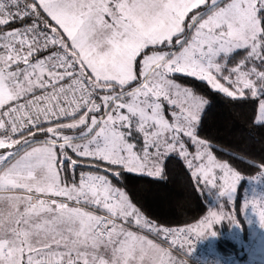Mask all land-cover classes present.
<instances>
[{"label": "snow or ice", "instance_id": "1", "mask_svg": "<svg viewBox=\"0 0 264 264\" xmlns=\"http://www.w3.org/2000/svg\"><path fill=\"white\" fill-rule=\"evenodd\" d=\"M193 81L264 124V0H0V264H186L241 228L244 174L201 135ZM169 156L221 198L190 226H158L123 184L163 179ZM249 209L264 232V199Z\"/></svg>", "mask_w": 264, "mask_h": 264}, {"label": "trees", "instance_id": "2", "mask_svg": "<svg viewBox=\"0 0 264 264\" xmlns=\"http://www.w3.org/2000/svg\"><path fill=\"white\" fill-rule=\"evenodd\" d=\"M193 83L197 87L201 86L199 81ZM201 87L205 88L210 104L207 109L209 116L203 121L199 131L203 137L211 138L214 155L218 159L244 174L234 197L241 228L235 226L236 229H232L231 222H221V232L212 243L201 240L208 245H214L217 252L223 256H238L239 252L243 253L244 241L248 235L246 215L242 216L239 211L240 184L244 176L253 175L264 166V124L255 129L249 125V103H255L254 101H234L218 92H212L206 86ZM78 169L84 170L82 165H78ZM122 175L124 186L128 187L139 201L145 216L160 227H186L197 223L206 215L212 203H221V200L217 202L214 195L212 196L213 191L209 194L200 192L190 170L177 156H169L165 161L163 179L127 171ZM217 227L216 225L218 230ZM238 229L242 243L231 237Z\"/></svg>", "mask_w": 264, "mask_h": 264}, {"label": "built area", "instance_id": "3", "mask_svg": "<svg viewBox=\"0 0 264 264\" xmlns=\"http://www.w3.org/2000/svg\"><path fill=\"white\" fill-rule=\"evenodd\" d=\"M254 197L264 199V166L260 167L253 175L244 176L241 180L239 202L242 204L244 201ZM245 215L248 235L244 241L242 257L223 256L217 252L214 245H208L200 239L195 241V251L191 256L187 257L186 264L187 262H190V264H218V262L222 260L227 261V264H250L246 262V256L254 250L260 242L262 231L258 228V222L256 217L252 214L251 209H249Z\"/></svg>", "mask_w": 264, "mask_h": 264}, {"label": "rangeland", "instance_id": "4", "mask_svg": "<svg viewBox=\"0 0 264 264\" xmlns=\"http://www.w3.org/2000/svg\"><path fill=\"white\" fill-rule=\"evenodd\" d=\"M80 131H82V129H79L78 131H77V133H79ZM77 139H79L80 137L79 136H77L76 137ZM3 151V150H2ZM223 162V161H222ZM212 190H209V191H207L206 193L207 194H209L210 192H211ZM214 193V194H213ZM213 193H212V196L214 195V198H216V201L218 202V201H220L221 200V198L219 197V195L217 194V193H215L214 191H213ZM220 204V203H219ZM219 204L218 205H215V203H212L211 204V206H210V209L209 210H212V209H216L218 206H219ZM208 210V211H209ZM206 215H207V213H206ZM224 222H227V221H224ZM230 225V224H229ZM218 227V230L215 228V226H214V228H215V231L217 232V235H219L220 234V232H221V223L220 224H218L217 225ZM232 229H236V227H235V225H231L230 226ZM216 235V236H217ZM215 236V237H216ZM215 237H205V238H202L203 240H205L206 242H208V243H212L213 242V240H214V238ZM235 241H237V242H240V243H242L243 241H242V238H241V235H240V232H239V229L238 230H235V232H233V235L231 236ZM260 242H264V232H262L261 233V237H260ZM246 262H248V263H250V264H264V256H259V255H257L255 252H254V250H252L247 256H246Z\"/></svg>", "mask_w": 264, "mask_h": 264}, {"label": "water", "instance_id": "5", "mask_svg": "<svg viewBox=\"0 0 264 264\" xmlns=\"http://www.w3.org/2000/svg\"><path fill=\"white\" fill-rule=\"evenodd\" d=\"M242 255H243V253H242V252H239V253H238V256H239V257H241Z\"/></svg>", "mask_w": 264, "mask_h": 264}]
</instances>
